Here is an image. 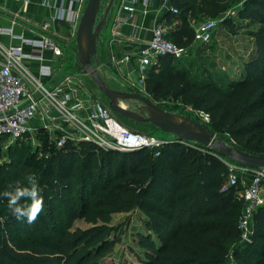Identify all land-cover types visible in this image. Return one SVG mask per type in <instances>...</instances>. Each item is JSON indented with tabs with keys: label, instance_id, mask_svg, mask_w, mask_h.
Here are the masks:
<instances>
[{
	"label": "trees",
	"instance_id": "1",
	"mask_svg": "<svg viewBox=\"0 0 264 264\" xmlns=\"http://www.w3.org/2000/svg\"><path fill=\"white\" fill-rule=\"evenodd\" d=\"M235 1L170 0L179 12L166 18L179 24L166 39L193 48L195 28L224 15ZM237 14L259 26L250 34L254 53L240 78L216 71L203 53L160 56L145 70V96L167 111H177L166 109L169 98L206 114V124L223 141L228 136L237 147L264 155V0H245ZM117 118L136 132L159 131L148 122ZM36 137L42 142L37 150L27 146L30 137L18 140L0 163V189L35 172L44 197L31 224L0 202V264H104L122 241L114 215L135 211L146 230L136 236L142 264H264V204L243 242V185L226 186L228 167L218 151L174 137L165 138L159 156L149 149L104 152L88 143L58 147L43 129ZM78 219L90 227L75 228Z\"/></svg>",
	"mask_w": 264,
	"mask_h": 264
},
{
	"label": "built area",
	"instance_id": "2",
	"mask_svg": "<svg viewBox=\"0 0 264 264\" xmlns=\"http://www.w3.org/2000/svg\"><path fill=\"white\" fill-rule=\"evenodd\" d=\"M17 1L22 4L21 10L12 16L9 25H0V154L18 140L27 137L35 139L36 134L43 129L58 147L67 143H88L104 152L149 149L156 151V156H159L165 143L164 138L126 127L108 104L96 100L81 82L70 75H62L59 71V63L65 57L76 56V46L69 45L70 49H67L63 42L48 31L53 20H57L67 24L73 35H76L88 0H70L64 9L55 4L56 12L51 20L41 26L45 33L38 38L16 32L21 13L30 0ZM139 2L140 0L121 2L113 17L112 37L121 35L120 28L131 21ZM142 2L148 6L152 0ZM49 6L51 7L50 3ZM172 11L174 14L179 12L178 9ZM229 12L199 24L195 28V42L209 43L218 23L224 21ZM168 32V27L162 22L155 24L151 39L138 52L142 67L148 68L160 56L168 55L179 59L192 55L193 48H181L166 39ZM48 54L49 58L46 57ZM112 59L116 60L115 57ZM130 60L128 55L121 58L122 63ZM144 79L145 76H141L137 84L142 92H145ZM201 114L209 121L208 115ZM223 162L228 167L226 186L236 185L238 181L243 185L239 194L245 201V206L239 228L243 242H247L253 233L254 213L264 204V168L248 169L226 158ZM238 171H250L251 181L246 184L240 180Z\"/></svg>",
	"mask_w": 264,
	"mask_h": 264
},
{
	"label": "rangeland",
	"instance_id": "3",
	"mask_svg": "<svg viewBox=\"0 0 264 264\" xmlns=\"http://www.w3.org/2000/svg\"><path fill=\"white\" fill-rule=\"evenodd\" d=\"M244 1L245 0H236L231 4L228 10L230 12L225 19L230 20V22L224 24H222L223 21L219 22L208 44L196 43L192 49V55L194 58L199 56L198 54H205L208 59L207 64H210L211 62L214 63L215 70L225 71L230 79H238L242 75L244 61L249 59L254 53V43L250 34L252 31L259 28L258 25H252L238 16L237 12ZM117 3H119V1ZM105 46V52L98 53L97 61L94 63V67L98 70L105 82L111 88L116 90L127 91L132 89L141 93L142 91L137 87L140 72L137 69L138 67L134 66L136 65L134 61L131 62L130 60L128 65L122 63L120 60L122 55L117 56L118 53L114 52L113 47L109 44L105 43ZM113 57H115V61L112 59ZM76 61V56L65 57L64 60L59 63V71H61L62 75H70L81 82L96 100L105 104L108 103V100L100 92L91 76L78 69ZM142 69L146 70L144 67H142ZM135 70H137L138 73ZM142 94L146 95L145 92H142ZM163 103L166 109L173 108L178 112L196 118L201 122H208L203 118L201 113L194 111L191 107L180 105L173 99L167 98ZM121 104L134 111H137L138 107L141 106L140 103L134 100H122ZM146 134L164 139L172 137L152 129ZM223 139L227 144L236 146V143L231 141L228 136H223ZM41 143L42 142L36 137L35 139L32 138L31 141L26 144L27 146H30L31 150H37ZM6 151L2 152L0 163L6 159L4 155ZM39 151H42L41 148ZM237 176L246 184L249 183L252 178L250 171H238ZM112 224L121 228L123 232L122 241L115 246L114 252L105 258L103 263L142 264L139 256H143V253L138 247L136 238L139 232L146 231L142 215L138 211L116 214L113 217ZM74 227L85 229L90 227V225L83 220L78 219L75 221Z\"/></svg>",
	"mask_w": 264,
	"mask_h": 264
},
{
	"label": "water",
	"instance_id": "4",
	"mask_svg": "<svg viewBox=\"0 0 264 264\" xmlns=\"http://www.w3.org/2000/svg\"><path fill=\"white\" fill-rule=\"evenodd\" d=\"M118 0H88L76 33V66L91 76L100 92L108 100V107L117 116L140 122H148L161 133L184 143L199 144L218 151L224 158L248 169L264 168V155H256L224 142L205 123L178 111H167L153 103L145 95L129 89L120 91L111 88L94 67L99 52L101 34L110 20ZM122 100L140 103L137 111L122 106Z\"/></svg>",
	"mask_w": 264,
	"mask_h": 264
},
{
	"label": "crops",
	"instance_id": "5",
	"mask_svg": "<svg viewBox=\"0 0 264 264\" xmlns=\"http://www.w3.org/2000/svg\"><path fill=\"white\" fill-rule=\"evenodd\" d=\"M118 1L119 3H116L117 5L114 12L101 34V42L98 53L100 54L103 51L105 52V43H107L113 47L114 52L118 53L117 56L122 55L123 57L124 55H128L131 58V62L134 61L136 64L134 66L138 67L137 69L140 72V76L138 77L139 81L141 76H146V71L142 69V66L139 63L138 52L151 39L152 30L155 24L162 22L168 27L170 32L179 24V22L174 21L171 23L166 18L167 13L172 11L170 0H152L151 4L148 6L144 5L142 0H140L137 4V11L135 15L130 19L131 21L120 28L121 35L112 37L111 28L113 24V17L121 2H128L130 0ZM48 2L51 7L42 6L40 0H30L21 13V21L19 26L16 28V32L23 33L28 37L38 38L41 34L45 33L41 26L46 21L51 20V17L56 12L54 5L56 4V6H61L62 9H64L69 5L70 0H48ZM21 8L22 4L17 0H0V25H9L12 16L16 12L20 11ZM48 33L63 42L67 49L69 48V45L72 47L76 46V35H73L72 30L64 22L53 20L52 27ZM46 57L49 58V54ZM128 64L129 62L126 63V65ZM135 71L138 73L137 70Z\"/></svg>",
	"mask_w": 264,
	"mask_h": 264
},
{
	"label": "clouds",
	"instance_id": "6",
	"mask_svg": "<svg viewBox=\"0 0 264 264\" xmlns=\"http://www.w3.org/2000/svg\"><path fill=\"white\" fill-rule=\"evenodd\" d=\"M40 3L42 6H49L48 0H40ZM41 192L37 174L27 172L23 179L0 189V202H6L7 208L17 220L31 224L44 207Z\"/></svg>",
	"mask_w": 264,
	"mask_h": 264
}]
</instances>
